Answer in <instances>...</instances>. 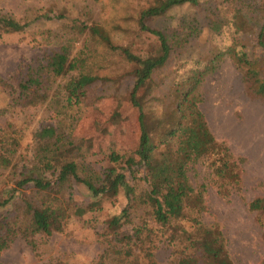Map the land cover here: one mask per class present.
Instances as JSON below:
<instances>
[{
    "label": "rangeland",
    "instance_id": "rangeland-1",
    "mask_svg": "<svg viewBox=\"0 0 264 264\" xmlns=\"http://www.w3.org/2000/svg\"><path fill=\"white\" fill-rule=\"evenodd\" d=\"M148 1L0 0V14L29 23L19 32L0 31V128L11 122L21 135L14 160L16 171L38 175L31 170L33 135L47 123L56 128L62 148L77 164L79 175L96 183L110 165L104 151L137 147L138 112L129 101L133 83L130 65L116 59L111 67L99 71L100 79L87 88L79 104H69L62 96L68 75L53 81L43 101L17 107L8 103L25 65L37 63L67 40L72 42V54L91 46L89 28L93 25L102 26L114 42L128 45L133 52L144 54L152 49L153 38L138 26L139 12ZM43 13L50 18L41 16ZM263 13L264 0H200L197 5L177 6L148 21L149 26L166 35L170 47L166 64L154 76L152 105L158 113L175 109L180 101L178 89L192 84L197 74L201 97L198 107L209 129L236 158L243 159L238 189L212 171L209 159H200L188 170L190 183L196 188L203 185L204 189V210L199 218L204 225L220 229L233 264H264V211L248 208L251 200L264 197V95L257 93L253 80L231 54L244 51L251 59L260 55L256 33ZM58 14L61 16L55 17ZM237 14L245 19L240 33L232 25ZM12 171L0 168V200L14 189L16 176ZM126 177L136 194L147 189L141 170L126 171ZM13 195L0 209V238L5 243L0 250L2 264H45L51 260L89 264L105 251L102 233L108 220L125 207L131 223L124 229L145 220L157 231L153 248L157 264H173L185 252L179 241L169 237V230L153 221L146 204H129L123 192L103 200L98 210L71 216L60 232L49 237L26 238L19 232L13 235L12 226L3 223L4 215L13 219L16 215L20 223L27 218L24 200L36 205L44 197L30 187L16 190ZM54 196L62 198V193ZM65 198L83 206L95 199L84 185L75 182L66 189ZM194 215L188 214L177 225L191 230Z\"/></svg>",
    "mask_w": 264,
    "mask_h": 264
},
{
    "label": "trees",
    "instance_id": "trees-1",
    "mask_svg": "<svg viewBox=\"0 0 264 264\" xmlns=\"http://www.w3.org/2000/svg\"><path fill=\"white\" fill-rule=\"evenodd\" d=\"M200 0H149L139 12L140 31L154 40V47L144 54L131 51L128 45L112 40L102 26L89 28L91 46L72 54V42H65L58 50L43 55L37 63L25 65L19 73L15 93L8 103L17 107L25 102L37 103L48 98L53 81L69 76L62 86V96L69 104H79L86 96L89 86L100 79L99 71L113 65L114 59L130 65L132 89L129 101L137 108L139 129L137 147L108 149L104 151L110 165L102 179L94 182L81 177L77 164L67 158L62 148V139L52 124H44L34 133L35 149L31 170L37 176H27L15 170L14 160L20 146L19 135L11 122L0 128V168L13 170L14 189L0 200V209L13 198L14 191L30 187L44 197L39 204L24 200L27 218L19 223L7 215L3 223L12 226V234L24 237L51 236L60 232L68 218L82 216L101 208V202L123 192L130 203L143 202L152 214L153 221L169 230V237L179 241L185 250L173 264H233L225 248V240L217 226L204 225L199 215L204 210L203 185L194 187L188 176L189 168L200 159H209L212 171L222 180L239 188L241 181V158H236L229 147L218 141L198 107L201 101L197 90L199 76L193 75V83L178 89L180 101L173 110L158 109L152 105L154 98V76L167 62L170 47L166 35L148 25V21L167 14L171 9L184 4L197 5ZM41 16L50 18L47 13ZM61 14L55 15L60 17ZM28 22L0 14V31L19 32ZM245 19L235 15L233 28L240 33ZM256 44L260 55L249 58L246 52L232 51L234 61L241 65L245 75L253 80L256 91L264 95V13L256 33ZM197 76V77H196ZM114 96V94H111ZM4 110V109H3ZM176 114V120L173 118ZM178 114V115H177ZM73 140L70 141V145ZM141 170L147 189L136 194L126 177V171ZM50 174L52 177H47ZM85 186L92 198L86 205L71 204L65 198L66 189L72 183ZM62 193V198L54 196ZM251 211H264V197H256L248 204ZM192 228L187 231L177 221L193 213ZM1 217V216H0ZM2 221V220H1ZM19 223V225H18ZM128 207L110 218L102 237L105 251L89 264H157L154 260V241L157 231L143 220L127 230L130 224ZM33 248L34 241H31ZM5 246L0 238V250ZM0 264H2L0 262ZM45 264H68L63 260H51Z\"/></svg>",
    "mask_w": 264,
    "mask_h": 264
}]
</instances>
